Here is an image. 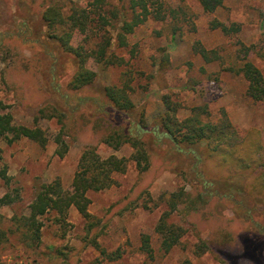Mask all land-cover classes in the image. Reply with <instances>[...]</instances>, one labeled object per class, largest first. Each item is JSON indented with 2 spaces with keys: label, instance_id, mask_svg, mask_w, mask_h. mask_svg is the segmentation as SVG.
I'll use <instances>...</instances> for the list:
<instances>
[{
  "label": "rangeland",
  "instance_id": "rangeland-1",
  "mask_svg": "<svg viewBox=\"0 0 264 264\" xmlns=\"http://www.w3.org/2000/svg\"><path fill=\"white\" fill-rule=\"evenodd\" d=\"M51 1L65 16L73 9L94 10V0ZM49 2L0 0L1 112L11 114L15 126L40 128L48 140L41 146L28 138L12 143L0 138V198L8 193L15 198L0 208V231L8 234L0 245V264H264V157L260 154L257 165L254 150L264 148V102L247 95L248 83L238 73L248 60L264 77V0H224L214 13L204 12L198 0H161L165 8L178 11V19L150 18L129 35L128 46L116 49L123 64L102 71L89 59L97 81L70 97L62 119L49 117L62 105L47 85L50 69L61 68L48 55L55 47L42 21ZM127 7V0H106L103 14L108 16L109 10L120 17ZM214 20L235 24L240 31L226 35L213 30ZM55 28L69 34L72 46H86L87 35L64 25L63 18ZM106 29L115 33L113 26ZM200 48L215 52L209 54L210 63L196 52ZM164 57L168 63L161 69ZM127 84L149 126L158 124L167 110L166 96L179 106L182 121L198 107L207 108L204 122L220 123L226 114L242 143L235 156L247 158L242 162L232 157V150L213 151L204 143L199 158L186 157L171 143L148 135L149 169L140 173L130 162L125 174L114 175L113 187L89 193L90 219L75 207L63 226L53 221L54 215L45 217L38 247L9 233L12 219L28 214L40 185L60 180L64 189H71L86 149H96L103 158L132 156L129 145L114 150L105 143L122 125L108 108L103 89ZM59 137L68 146L63 157L57 153ZM251 161L255 163L249 165ZM164 217L183 229L170 252L163 250L156 231ZM143 235L149 236L153 259L142 251ZM201 243L208 249L197 255ZM101 250L114 260L104 258Z\"/></svg>",
  "mask_w": 264,
  "mask_h": 264
},
{
  "label": "trees",
  "instance_id": "trees-1",
  "mask_svg": "<svg viewBox=\"0 0 264 264\" xmlns=\"http://www.w3.org/2000/svg\"><path fill=\"white\" fill-rule=\"evenodd\" d=\"M105 2L106 0H94V4H91L92 7L94 6V10L73 9L69 16H65L56 1L50 0L42 14L47 38L55 45L53 51L52 49L48 51V55L54 60V63L61 66V68L58 67L59 70L52 67L48 75L47 85L62 104L60 107L53 108L52 116L49 115V117L64 118L62 109H68L70 97L96 83L98 74L88 68L89 59H93L102 71L117 63L123 64L124 58L116 53V49L128 46L129 35L134 34L150 18L156 21H165L169 18L173 21L178 19V11L165 8L161 0H127V10L122 11L120 17L109 10H107L108 16L103 14L104 10L106 12ZM198 2L206 13H214L224 5V0H198ZM59 17L63 18L64 25L69 23L72 30L77 29L87 35L86 46H72L69 34L66 31L56 30ZM113 20L116 21L115 24H113ZM110 26H113L115 33L106 29ZM210 27L213 30L219 29L226 35L236 34L240 31V28L235 24L227 26L218 20L212 21ZM176 29L177 27L173 28L174 35ZM89 31H91L90 34ZM196 52L202 56L206 63L211 62L209 54L215 53L204 48H200ZM167 63L168 59L164 57L160 68L164 69ZM238 73H241L248 83L247 95L256 102H264V77L261 71L252 62L245 60L239 67ZM61 76L64 77L62 83H57ZM131 90L129 84L124 87L107 86L103 89V96L107 99L108 108L120 116L122 125L120 126L121 130L111 134L105 143L114 150L129 145L133 149L132 156L120 158L111 155L108 158H103L96 149H86L78 163L71 189H64L60 180L40 185L34 200L29 205L28 214L15 216L12 219L13 229L8 230L9 233L18 234L28 245L38 247L42 241L45 217L54 215L53 221L63 226L67 223L70 209L75 207L85 219H90L89 193L113 187L116 184L114 175L125 174L130 162L136 164V169L140 173L149 169L150 158L146 146L148 135L171 143L178 153L186 157L199 158V149L202 148L203 143L211 147L213 151L232 150V157L240 151L241 139H238V132L233 128L226 114L223 115L220 123L204 122L201 116L207 114V108L198 107L193 109L189 118L182 121L178 117L179 106L173 104L171 98L166 96L164 102L167 110L159 117L158 124L149 126L144 112L137 110L132 102ZM84 101L82 100L80 103L84 105ZM2 109L0 103V138L6 139L8 143L28 138L41 146L47 144L48 140L43 130L38 127L27 128L13 125L11 114L1 112ZM45 111L41 109L40 115L45 116ZM56 142L59 145L58 155L65 156L68 146L61 137ZM254 150L257 155L256 163L260 165L261 155L264 157V148L259 145L255 146ZM235 158L242 161L247 156L236 155ZM254 163L251 161L249 165ZM233 185L232 187H235ZM172 196L177 195L172 194ZM14 202L15 198L8 193L0 198V208L10 206ZM173 206L175 207L174 204ZM156 231L162 238L161 246L165 252H170L173 247L178 245L183 233L181 227L168 224L165 217L159 222ZM142 237V251L153 259L149 236L143 235ZM7 238V232L0 231V245ZM207 249L206 244L201 243L200 246H196L195 254L201 255ZM101 253L109 261L114 260L106 251L101 250ZM63 264H65L64 261Z\"/></svg>",
  "mask_w": 264,
  "mask_h": 264
}]
</instances>
